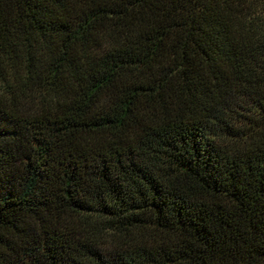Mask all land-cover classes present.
Masks as SVG:
<instances>
[{
  "label": "trees",
  "instance_id": "obj_1",
  "mask_svg": "<svg viewBox=\"0 0 264 264\" xmlns=\"http://www.w3.org/2000/svg\"><path fill=\"white\" fill-rule=\"evenodd\" d=\"M0 264H264V0H0Z\"/></svg>",
  "mask_w": 264,
  "mask_h": 264
}]
</instances>
